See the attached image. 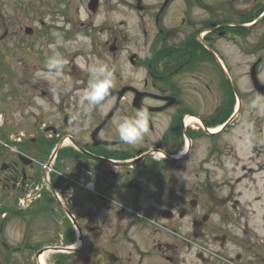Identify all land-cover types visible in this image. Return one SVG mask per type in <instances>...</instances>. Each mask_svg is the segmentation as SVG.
Segmentation results:
<instances>
[{
  "label": "flooded vegetation",
  "instance_id": "obj_1",
  "mask_svg": "<svg viewBox=\"0 0 264 264\" xmlns=\"http://www.w3.org/2000/svg\"><path fill=\"white\" fill-rule=\"evenodd\" d=\"M147 10L143 52L123 37L124 23H100L113 31L101 44L90 40L101 63L78 68L61 44L74 41L75 7L0 0V207L6 221L21 222V246H0V264H264V238L240 200L220 197L234 184L205 182L202 170L193 184L180 166L191 152L175 159L179 129L182 141L187 133L214 137L185 129L186 116L238 122L236 87L222 63L238 44L253 57L250 71L264 68V0H159ZM61 16L71 29L63 40ZM108 56L131 72L114 73ZM228 205L229 224L205 230L213 215L206 208Z\"/></svg>",
  "mask_w": 264,
  "mask_h": 264
},
{
  "label": "rangeland",
  "instance_id": "obj_2",
  "mask_svg": "<svg viewBox=\"0 0 264 264\" xmlns=\"http://www.w3.org/2000/svg\"><path fill=\"white\" fill-rule=\"evenodd\" d=\"M25 1L29 3V6L34 4L42 6L45 4V6L59 7L61 10H64V6L67 3L75 7V12L68 16L73 22L79 23V27L73 32L72 38L74 41L66 44L62 42L61 44L62 51L64 50L70 56V61L73 60L72 64L78 68L83 67L87 60H91L95 64L101 63L98 57L91 55L95 48L90 40L95 39L97 44H101L107 38V35L112 34L113 31H100L98 30V24L107 23L108 26L111 25L115 29V24L124 23L125 26L121 27L123 37L128 40L134 39L138 46L136 45L132 49L136 50L138 48L141 49L144 44V38L139 35L141 32L139 30L149 21L151 14L147 10L145 14L142 15L141 13L138 15L135 9L136 0H104L99 14L97 16L92 15L91 20H88L89 13L86 4L82 5L80 0H59L62 2L61 6H59V2H56L57 0ZM157 1L159 0H145L144 2L149 6V9H154ZM29 14L30 17L37 15L31 10ZM55 21L57 22L56 19ZM66 21L64 16L60 17V38L62 40L66 32L70 31V26L65 25ZM45 22H52L48 15L45 18ZM88 22L92 23L93 26L88 27ZM80 25L85 26L81 28ZM258 34L259 30L257 28L251 33L250 37L253 45H255ZM245 40L247 42H244ZM243 42L246 44L249 39L244 38ZM141 50L142 52L144 51L143 49ZM109 54L110 52L107 49V55ZM121 54L118 56L120 60H122L126 52ZM249 58L253 57L245 56L244 51L236 45L234 59L229 63L230 65H227L232 75L234 73L233 78L240 89L239 94L243 100L242 115L239 122L234 127H229L228 132L226 131L219 136L195 137L192 141L191 156L186 162L181 163L180 166L186 168L188 173H192V176H190L192 179L189 182L193 184L197 182L196 174H200L201 170L204 171L200 175L205 182L234 184L228 188H222L220 197H229L232 201L240 200V207L245 210L244 215L248 217L249 225L258 228L259 233L264 238V231L260 229L264 223V99L251 93L253 88L249 76H247L250 65ZM104 63L114 73L118 72L120 75H128L131 72L127 62L125 65L121 62L113 65L111 58L108 56V63L106 61ZM57 67L65 71L63 63ZM144 74V70L140 69L135 75L142 78ZM258 76L260 81L264 83V68L260 67L258 69ZM114 78L111 80H114ZM111 105L112 101L104 103L102 113L105 114ZM162 122L164 125L166 124L167 118L165 116L162 117ZM193 124L198 126L196 122ZM150 143L154 144L152 139H150ZM217 209H219L218 212ZM217 209L214 211L212 207L206 208L205 214L213 215L209 222L206 223L205 230L210 231L219 222L222 221L227 224L231 220L229 205L227 207L221 206ZM1 225H3V228L2 234H0V241L5 242L9 246L21 245V222L12 218L5 222L4 214L0 213V231ZM41 225L42 222L39 226ZM39 226L37 225V229L41 230ZM213 245V247L220 246L218 243ZM224 248L227 253L232 251L230 243H227Z\"/></svg>",
  "mask_w": 264,
  "mask_h": 264
},
{
  "label": "water",
  "instance_id": "obj_3",
  "mask_svg": "<svg viewBox=\"0 0 264 264\" xmlns=\"http://www.w3.org/2000/svg\"><path fill=\"white\" fill-rule=\"evenodd\" d=\"M138 1L141 4L142 0H138ZM93 3H94V1H92V5H91L92 7H93ZM251 78H252V82H253V86H254L255 90L259 94L264 96V85L262 83H260V81H259V79L257 77V73H256L255 67H253V69H252ZM122 95L123 94L120 93V97H122ZM136 103H138V101H136Z\"/></svg>",
  "mask_w": 264,
  "mask_h": 264
},
{
  "label": "bare ground",
  "instance_id": "obj_4",
  "mask_svg": "<svg viewBox=\"0 0 264 264\" xmlns=\"http://www.w3.org/2000/svg\"><path fill=\"white\" fill-rule=\"evenodd\" d=\"M194 122H196V121H194ZM219 130H220V127H217V128H213V129L211 130V132H213V133H217V132H219ZM186 150H187V145H186V147H184V149H182V151H181V153L179 154V156H180V157L183 156V155L186 153Z\"/></svg>",
  "mask_w": 264,
  "mask_h": 264
},
{
  "label": "trees",
  "instance_id": "obj_5",
  "mask_svg": "<svg viewBox=\"0 0 264 264\" xmlns=\"http://www.w3.org/2000/svg\"><path fill=\"white\" fill-rule=\"evenodd\" d=\"M177 134L179 135V138H181V143H180V146H181L182 145V136H183L181 129L178 130Z\"/></svg>",
  "mask_w": 264,
  "mask_h": 264
}]
</instances>
